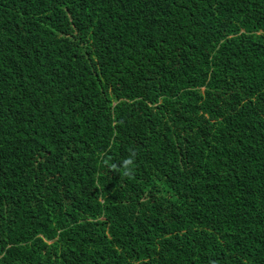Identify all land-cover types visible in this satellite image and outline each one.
Here are the masks:
<instances>
[{"label":"trees","instance_id":"obj_1","mask_svg":"<svg viewBox=\"0 0 264 264\" xmlns=\"http://www.w3.org/2000/svg\"><path fill=\"white\" fill-rule=\"evenodd\" d=\"M0 264H264V0H0Z\"/></svg>","mask_w":264,"mask_h":264},{"label":"clouds","instance_id":"obj_2","mask_svg":"<svg viewBox=\"0 0 264 264\" xmlns=\"http://www.w3.org/2000/svg\"><path fill=\"white\" fill-rule=\"evenodd\" d=\"M124 163H125V167L128 168V166L132 165L133 161L131 159H128ZM130 174H131L130 171H125V173H124V175H126V176L130 175Z\"/></svg>","mask_w":264,"mask_h":264}]
</instances>
